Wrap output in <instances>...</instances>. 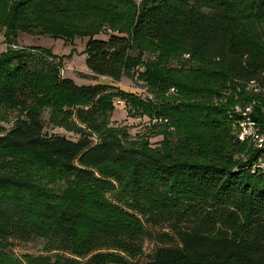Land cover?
Segmentation results:
<instances>
[{"label":"trees","instance_id":"1","mask_svg":"<svg viewBox=\"0 0 264 264\" xmlns=\"http://www.w3.org/2000/svg\"><path fill=\"white\" fill-rule=\"evenodd\" d=\"M103 24L111 31L94 36ZM2 28L89 35L86 67L113 82L137 77L146 40L159 54L141 76L190 99L144 106L111 83L63 76L47 48H6L0 108L17 113L0 127V249L39 239L34 264H125L150 226L158 245L144 264H264V169H251L264 147L239 140L235 111L252 104L264 134V0H0ZM118 99L176 132L156 148L129 143L110 124Z\"/></svg>","mask_w":264,"mask_h":264},{"label":"rangeland","instance_id":"2","mask_svg":"<svg viewBox=\"0 0 264 264\" xmlns=\"http://www.w3.org/2000/svg\"><path fill=\"white\" fill-rule=\"evenodd\" d=\"M132 6H138L141 0H130ZM111 31L108 24H103L94 36L106 37ZM89 35H72L66 36L59 32H26L18 31L13 36H8L4 28L0 29V53L5 51L6 48H19L21 46H39L51 50L55 53L60 60L62 68L61 74L63 76L72 77L78 83L88 82H102L111 83L115 89H122L127 92L135 93L141 99L142 104L147 106L150 103L156 107H163L172 104L177 105L178 102L189 101L190 98H184L180 91L177 90L172 84H156L151 85L141 73L145 70V63L155 62L158 57V50L152 43L143 40L139 42L137 53L139 54L141 63L137 66V77L128 78L123 77L118 82H113L106 76H95L85 64V47ZM169 68L180 66L171 58L163 62ZM160 85H163L162 89ZM220 101L224 102L225 99ZM206 102L210 104L219 105L222 102L215 99H208ZM226 103V102H224ZM114 111L110 118L112 126L122 127L126 134V139L129 143H147L151 147H160L162 141L165 139L169 132L175 133L176 128L168 123L167 119L156 117L153 114H148L149 109L145 107L140 108V114L135 115L131 110L130 105L119 104L115 105ZM145 109V110H144ZM16 111L5 110L0 108V127L1 130L9 129L14 122ZM0 130V131H1ZM45 131L48 134H63L70 138H75L71 132L66 131L61 127H54L51 125L45 126ZM149 230L153 234L145 237L143 241V252L135 258H130L125 264H144L148 260L149 254L158 245L155 239V232L160 230L159 227H150ZM167 230V229H166ZM43 241L39 239H32L29 241H12L7 247L0 249V261L2 264L15 263V264H34L33 257L38 254H43L42 250ZM29 255V256H28Z\"/></svg>","mask_w":264,"mask_h":264},{"label":"bare ground","instance_id":"3","mask_svg":"<svg viewBox=\"0 0 264 264\" xmlns=\"http://www.w3.org/2000/svg\"><path fill=\"white\" fill-rule=\"evenodd\" d=\"M244 87H246V89L253 91V92L254 91L255 92H261L263 90L262 86H260L259 83H257L256 81H250V82L244 83ZM239 88L240 87H238V89ZM251 107L252 106L249 105L248 107L245 108V110H244L245 117H250L248 112L251 110ZM237 110H239V109H237ZM249 126H252V128L251 127H244L245 132H243L241 135V129L240 128L243 127V119H241L239 121V123H238L239 140L241 142H243V141L249 142V143L253 144L255 147H257L259 145L258 135L254 136V131L259 130V128L256 126L255 122H253L251 120V118L249 119Z\"/></svg>","mask_w":264,"mask_h":264},{"label":"built area","instance_id":"4","mask_svg":"<svg viewBox=\"0 0 264 264\" xmlns=\"http://www.w3.org/2000/svg\"><path fill=\"white\" fill-rule=\"evenodd\" d=\"M119 104H124V100H121V99L114 100V105H119ZM251 106H253V105L251 104ZM235 111H237L240 115H242L243 127L240 128L241 129V135H242V133L245 132L244 127H251L252 128V126H249L250 117H245L244 109L237 110V107H236ZM256 135H258V142H259V145L256 147V149L264 147V134L261 133L260 130H256V131H254V136H256ZM258 168H264V156H259L257 158V160H255L251 166V169H254V170L258 169Z\"/></svg>","mask_w":264,"mask_h":264}]
</instances>
